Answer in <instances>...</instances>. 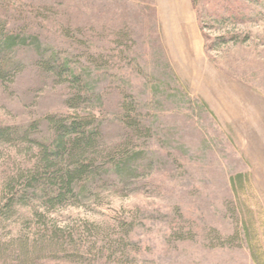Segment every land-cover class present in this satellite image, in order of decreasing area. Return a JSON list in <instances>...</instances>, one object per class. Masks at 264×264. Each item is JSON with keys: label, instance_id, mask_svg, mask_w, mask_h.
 I'll return each instance as SVG.
<instances>
[{"label": "rangeland", "instance_id": "obj_1", "mask_svg": "<svg viewBox=\"0 0 264 264\" xmlns=\"http://www.w3.org/2000/svg\"><path fill=\"white\" fill-rule=\"evenodd\" d=\"M0 28L20 60L0 125L37 122L44 141L48 116L80 117L106 153L139 152L125 181L98 158L83 194L7 213L6 179L40 151L0 143L2 246L54 237L26 264H264V0H0Z\"/></svg>", "mask_w": 264, "mask_h": 264}, {"label": "trees", "instance_id": "obj_2", "mask_svg": "<svg viewBox=\"0 0 264 264\" xmlns=\"http://www.w3.org/2000/svg\"><path fill=\"white\" fill-rule=\"evenodd\" d=\"M226 13L230 16L233 14L227 8ZM19 34L4 33L0 28V79L5 77L11 70H16L20 67V60L14 52L16 38ZM58 57L51 56L50 60L43 63V68L47 71H54L56 77H61L63 70L61 65H57ZM51 64L53 69L51 70ZM52 71V72H53ZM61 72V73H60ZM85 96L78 91L73 97L67 100V105L71 108H78L84 101ZM48 124L53 132L49 139L39 141L35 138L37 133V122L29 124L24 127L19 126H3L0 125V143H12L15 139L24 140L26 143H31L29 140L32 137L34 144L39 149V154L36 156L35 162H31L30 166H25L27 170L19 168L13 176H9L4 184L10 198H3L4 202L1 204L2 208L7 213H12V209H20L21 207L32 206L37 202L40 207H54L57 203H63L68 197H75L83 194L86 190V185L95 182L97 177L96 170L98 169L95 159L108 158L109 164L112 168V173L116 180L127 179L129 172L133 171L137 164V156L139 152H134L127 149L125 144H118L106 153L102 142V135L100 130L91 125L80 117L73 119L56 118L55 115L46 118ZM33 143V142H32ZM105 153L107 155H105ZM138 165V164H137ZM241 178L238 174L231 178V183L235 179ZM24 181V191L22 198H15L21 191L17 188V181ZM31 191L33 195L39 193L40 198H26L25 195ZM30 193V192H29ZM54 237H46L33 245L21 241L17 237L15 246L17 249L10 250L2 246L0 243V261L6 262L15 255L19 250V256L16 261L21 264L30 263L28 250L38 249V245L52 244ZM18 243V245H17ZM42 246V245H41ZM55 247V246H53ZM20 248V249H19ZM49 249H52L49 247ZM49 249H44L49 251ZM21 250V252H20ZM7 252L9 254H7ZM2 253V254H1ZM66 253V252H64ZM4 255V256H3ZM11 255V257H10Z\"/></svg>", "mask_w": 264, "mask_h": 264}]
</instances>
